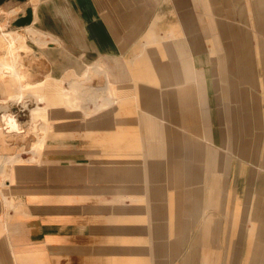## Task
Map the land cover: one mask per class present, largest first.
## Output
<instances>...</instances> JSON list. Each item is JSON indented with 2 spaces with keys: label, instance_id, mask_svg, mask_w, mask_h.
Masks as SVG:
<instances>
[{
  "label": "crops",
  "instance_id": "crops-1",
  "mask_svg": "<svg viewBox=\"0 0 264 264\" xmlns=\"http://www.w3.org/2000/svg\"><path fill=\"white\" fill-rule=\"evenodd\" d=\"M49 1L64 11L55 22L63 51L100 63L115 87L143 90L129 62L143 52L155 68L160 45L167 81L152 88L161 103L166 94L175 102L183 154L181 251L166 264H226L231 207L244 204L251 177L254 189L264 187V0H133L142 11L135 19L116 9L126 10L122 2L131 0H108L114 19L92 0ZM165 18L167 25L176 19L179 32L159 41ZM155 25L156 37L147 45ZM7 105L0 103V113ZM134 118L154 217V204L168 195L164 121L144 110ZM54 161L40 165L45 172L38 179H6L0 186L13 207L0 197V264H102L110 215L100 207H107L117 184L97 180L98 165L61 153Z\"/></svg>",
  "mask_w": 264,
  "mask_h": 264
},
{
  "label": "bare ground",
  "instance_id": "bare-ground-1",
  "mask_svg": "<svg viewBox=\"0 0 264 264\" xmlns=\"http://www.w3.org/2000/svg\"><path fill=\"white\" fill-rule=\"evenodd\" d=\"M132 1L131 3L122 2L124 3L122 5L127 8L126 10L122 9V7L117 8V6L116 9L122 16L135 19L138 17V13L142 11L140 5L132 3ZM197 2L195 0L196 4ZM27 4L32 9V23L20 28L8 27L10 30L32 29L35 25L37 7L39 6L43 10H53L58 18L65 16L64 11L57 5L56 1L28 0L25 5ZM106 8L109 11L107 12V16L104 17L114 19L115 16L109 6L108 0ZM21 9L19 6L7 11L0 8V14H3L4 17L6 14H9V20L11 15L19 13ZM171 16H173L172 13ZM160 19V16H156L155 23L157 21L159 22ZM161 22L166 26L163 30V27L160 26L159 41L163 38L172 37L179 32V24L176 19L168 25L167 18L161 20ZM44 25V23H41V26ZM157 27L159 29V23ZM155 32L156 25L153 31H148L145 37V43L147 42V45L153 43L150 41L153 36L154 38L156 37ZM5 40L8 43L10 42L8 37H5ZM53 44L60 45L58 41L47 42L44 45L47 49L48 45ZM33 51L19 52V62L23 65L21 77L29 86H38L45 83L51 74L46 73L42 79L31 81V69L27 62H29V58L31 59ZM37 51L41 53V56L39 55L37 58L39 62H42L44 58L52 66V60L56 61V56H53L52 53H48L52 58L50 60L51 58L49 59L44 54V50ZM8 52L9 50L6 51L7 54ZM156 57L158 63L155 64V68L151 67L150 59L145 58V53L143 52L140 54V57L135 58L128 65L133 79L141 81L148 86L144 85L143 90H139L137 87L132 89V91L113 86L110 90L111 95L115 97L117 103L116 109L110 111V113L100 111L96 116H89L87 120H84V126L95 131L103 129L101 123L103 116L104 118L108 116L111 123H116V131L112 132L109 138L111 146L109 147L104 143L106 150L105 162L99 167H94L97 180L117 184L111 188L112 198L107 203V210L110 215L107 226L109 235L105 252L103 250L105 256L102 264H166L172 255L179 254L181 251L183 163L181 131L176 105L175 102L173 103L174 100H172L170 94H166L161 103L157 100L158 94L156 90L152 88V85L157 86L161 80L164 82L165 80L167 81L165 72L167 58L163 50H161L160 45L158 46ZM78 66L80 65L75 64L74 67L69 70L67 69L63 73L62 78L66 76L67 79L63 78L66 82L76 81L85 91L93 92L97 98L101 97L102 91L104 90L106 92L107 90L105 87V76L97 72L83 70L84 67L82 66L79 70H75L74 68H78ZM10 69L13 71L8 59H4L0 66L1 74H6ZM14 72L15 74L17 73V71ZM69 76L73 78L70 79ZM99 78L102 79V83L97 85ZM84 82L92 83L84 86ZM106 99L110 103V99ZM122 101L124 102L123 107L126 112L125 116L121 119L117 116L119 115L117 108H119L118 106ZM139 110L154 114L164 121V140L166 143L164 149L166 153L162 155V158H165V164L164 162L163 164L165 165L164 176L166 178L165 183L167 184L168 195L165 201L154 204V217L149 215L145 198L144 162H147V160L145 159L144 161L143 158L145 155L143 154L142 138L135 118L131 119L137 115ZM27 112L28 110L24 109L23 113ZM99 118L101 119L100 121ZM58 121L61 123L63 120L58 119ZM4 129L5 126L3 127L0 121V137L10 147L16 144V139L25 141V139L30 138L28 146L36 141L35 135L23 136L20 132L8 133ZM28 149L29 147L25 148V151ZM153 157L155 156L149 155V158ZM150 161L151 159L148 160V162ZM253 178L255 177H251L244 188L243 198H241L245 201L244 204L242 200H238L231 207L228 247L225 255L226 264H264V187H256L254 189ZM155 192L159 196L163 194L160 188L158 189V193L157 189ZM253 199H256V201H253ZM254 213L255 216L253 217ZM152 237H154L153 245H151ZM236 242H239L241 246H237Z\"/></svg>",
  "mask_w": 264,
  "mask_h": 264
},
{
  "label": "rangeland",
  "instance_id": "rangeland-1",
  "mask_svg": "<svg viewBox=\"0 0 264 264\" xmlns=\"http://www.w3.org/2000/svg\"><path fill=\"white\" fill-rule=\"evenodd\" d=\"M46 1L50 2L49 0ZM17 6L22 9L19 13L11 15L9 20V14H6L5 17L0 14V66L4 59H8L13 69V71L11 69L7 71L6 74H1L0 72V103L8 104L6 108L1 110L0 121L1 124H4L7 132H20L23 135L33 134L36 136V141L28 146L30 138L25 139V141L16 139V144L10 147L0 137V186H4L3 181L6 179L10 180L11 183L38 179L45 172V168L42 166L55 162L56 153H61L63 157L76 158L79 163H84L85 165H98L96 167H99L105 162L106 157L104 154L106 150L99 148L101 146L100 141L107 140L106 145L109 147L111 142L102 132L84 126V120L102 111L104 106L108 104L114 105L116 102L115 97L111 95V90L109 91L110 88H107V95H105L103 90L101 97L97 98L93 92L82 89L76 81L68 83L62 78L63 73L67 69L74 67L75 64L80 65L78 68H74L75 70H79L82 67L85 70L87 66H98V63L88 62L87 58H83V56L78 57L79 53H75L77 55L75 57L71 54L72 51L69 50L68 55L63 51L64 45L55 33L57 30L55 22L58 17L53 10H43L39 6L37 7L35 25L32 29L10 30L9 28L26 26L32 23L33 20L32 9L28 4L13 3L11 1L0 4V8L4 11L11 10ZM29 19H31L30 23H28ZM41 23L45 25L41 26ZM5 37H8L10 44L5 40ZM51 41H58L61 47L53 44L48 45L46 49L44 44ZM8 50L7 54L6 51ZM32 50H34L31 56L32 60L27 62L31 69V81L42 79L46 73L51 74L45 83L38 86H29L21 77L23 65L19 62V52ZM37 50H44V54L49 59L51 58L49 54L52 53L53 56H56V61L52 60V58L50 59L53 61L52 66L44 58L42 62H39L37 58L41 53ZM101 67L103 66L101 65ZM14 71H17V73L15 74ZM91 83L84 82L83 84L88 86ZM101 83L102 79L99 78L97 85ZM40 88L42 92L45 89L51 92L47 109L41 105L44 98L43 94L41 95L36 91V89ZM106 98L110 99V103ZM27 101L31 103L29 109L25 107ZM23 108L28 110V112L23 113ZM43 112L48 116L49 121L47 122L49 123L41 122L43 119L40 116ZM76 113L79 117L68 124L66 122L58 125L54 123V120L59 117L66 119L73 117ZM33 115L37 116L39 120L37 121ZM51 130H56L64 134L65 137L61 141L58 138H50V136L45 139L38 138L40 131L48 134ZM28 147L29 149L25 151V148ZM11 152H14V154L10 155ZM0 197L3 198L6 208H13L7 202L5 190L0 189ZM103 205L104 203L100 207L101 213L107 209ZM34 261L36 259H33Z\"/></svg>",
  "mask_w": 264,
  "mask_h": 264
},
{
  "label": "flooded vegetation",
  "instance_id": "flooded-vegetation-1",
  "mask_svg": "<svg viewBox=\"0 0 264 264\" xmlns=\"http://www.w3.org/2000/svg\"><path fill=\"white\" fill-rule=\"evenodd\" d=\"M92 2H94L95 3V5H96V7L98 8V11L102 14V15H104V16H107V12L109 11V10H107V8H106V6H107V0H92ZM116 6L119 8V4H116ZM32 59H28V61H31ZM75 61H77V59H75ZM98 63V62H97ZM86 71H88V72H90V71H93V72H97V73H100V74H102V75H104L105 76V87L106 88H110V89H112L113 88V84H112V82H111V80H110V76H109V74L106 72V70L103 68V67H101V65H100V63H98V66H96V67H94V65L92 66H87L86 67V69H85ZM64 79H67V77L66 76H64L63 77ZM69 78L71 79V78H73L72 76H69ZM110 89H109V91H110ZM36 91L37 92H39L41 95L43 94V96H44V98H43V101L41 102V105L43 106V108H45V109H47L48 108V106H49V103H50V91L49 90H47V89H45V91H43L42 92V89L40 88V89H36ZM105 95H107V90H106V92H105ZM123 101L119 104V108H117V110L119 111V115H117L119 118H123L124 116H125V112H126V110H125V108L123 107ZM116 102L114 103V105H107V106H104L103 107V109H102V112H108V113H110V111H112V110H115L116 109ZM26 106L25 107H27V109H29V107L31 106V103H30V101H27V103L25 104ZM43 111V110H42ZM100 113V112H99ZM97 114H94V115H92L93 117L94 116H96ZM34 116V115H33ZM77 117H79V115L76 113V115H73V117H70V118H63V119H61L60 117L58 118V119H61V120H63L64 122H66L67 124L69 123V122H71V121H73L74 119H76ZM34 118L35 119H37V121L39 120L38 118H37V116L35 117L34 116ZM40 118L41 119H43L41 122L42 123H49V122H47V121H49L48 120V116L47 115H45L44 114V112H43V114L40 116ZM58 119H56V120H54V123L55 124H59L60 122L58 121ZM101 119L99 118V121H100ZM114 120H116V119H114ZM62 121V122H63ZM61 122V123H62ZM102 125H103V129H98V130H96V131H100V132H102L103 133V135H105V136H107L108 138H110L111 137V133L112 132H114V131H116V123H111L110 121H109V119H108V116L107 117H105L104 118V116H103V118H102ZM5 130V129H4ZM7 132V131H6ZM41 133L39 134V139L40 138H43V139H45V138H47L48 136H50V138L52 137V138H55V139H59V141H61V139L63 138V137H65V135L64 134H62V133H59V132H57L56 130H51V131H49V133L47 134V133H43L44 131H40ZM53 132V133H52ZM9 133V132H8ZM21 135H23L22 133H20ZM47 134V135H46ZM28 135H31V134H28ZM28 135H23V136H28ZM33 135V134H32ZM36 137V136H35ZM106 141L107 140H101L100 141V143H101V148H103V149H105V144L104 143H106ZM34 143V142H33ZM32 143V144H33ZM14 154V152H11V154L10 155H13ZM105 154V156H106V152L104 153ZM104 156V157H105Z\"/></svg>",
  "mask_w": 264,
  "mask_h": 264
},
{
  "label": "water",
  "instance_id": "water-1",
  "mask_svg": "<svg viewBox=\"0 0 264 264\" xmlns=\"http://www.w3.org/2000/svg\"><path fill=\"white\" fill-rule=\"evenodd\" d=\"M8 1H11L13 3H22V4H25L28 0H0V4L1 3H4V2H8ZM31 22V19H29L28 23Z\"/></svg>",
  "mask_w": 264,
  "mask_h": 264
}]
</instances>
